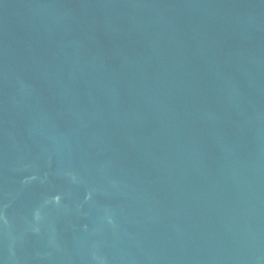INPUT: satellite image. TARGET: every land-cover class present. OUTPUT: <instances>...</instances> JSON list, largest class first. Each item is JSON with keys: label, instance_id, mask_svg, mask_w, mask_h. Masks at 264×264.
Segmentation results:
<instances>
[{"label": "water", "instance_id": "1", "mask_svg": "<svg viewBox=\"0 0 264 264\" xmlns=\"http://www.w3.org/2000/svg\"><path fill=\"white\" fill-rule=\"evenodd\" d=\"M0 264H264V0H0Z\"/></svg>", "mask_w": 264, "mask_h": 264}]
</instances>
